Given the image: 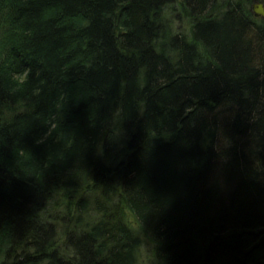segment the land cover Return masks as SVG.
I'll list each match as a JSON object with an SVG mask.
<instances>
[{
  "label": "trees",
  "instance_id": "1",
  "mask_svg": "<svg viewBox=\"0 0 264 264\" xmlns=\"http://www.w3.org/2000/svg\"><path fill=\"white\" fill-rule=\"evenodd\" d=\"M253 3L0 0V264H264Z\"/></svg>",
  "mask_w": 264,
  "mask_h": 264
},
{
  "label": "clouds",
  "instance_id": "2",
  "mask_svg": "<svg viewBox=\"0 0 264 264\" xmlns=\"http://www.w3.org/2000/svg\"><path fill=\"white\" fill-rule=\"evenodd\" d=\"M82 26H87L86 21H78ZM3 55H0V61H3ZM31 69H24L22 72H14L11 74L10 94L23 92L29 83ZM36 90L35 94H38ZM38 145L41 141L36 142ZM12 163L15 170L26 179L40 181L44 178L45 172L50 169L55 163L63 161L64 155H54L49 153L43 160H38L31 149L17 144L12 152Z\"/></svg>",
  "mask_w": 264,
  "mask_h": 264
},
{
  "label": "rangeland",
  "instance_id": "3",
  "mask_svg": "<svg viewBox=\"0 0 264 264\" xmlns=\"http://www.w3.org/2000/svg\"><path fill=\"white\" fill-rule=\"evenodd\" d=\"M132 222L134 223L135 226H137L134 219H132ZM140 263L141 264H155V260L153 258L151 251H150L149 246H146L143 248Z\"/></svg>",
  "mask_w": 264,
  "mask_h": 264
},
{
  "label": "water",
  "instance_id": "4",
  "mask_svg": "<svg viewBox=\"0 0 264 264\" xmlns=\"http://www.w3.org/2000/svg\"><path fill=\"white\" fill-rule=\"evenodd\" d=\"M252 12L254 17L263 18L264 17V0H254L252 6Z\"/></svg>",
  "mask_w": 264,
  "mask_h": 264
},
{
  "label": "bare ground",
  "instance_id": "5",
  "mask_svg": "<svg viewBox=\"0 0 264 264\" xmlns=\"http://www.w3.org/2000/svg\"><path fill=\"white\" fill-rule=\"evenodd\" d=\"M264 18V17H263ZM259 19H262V18H259Z\"/></svg>",
  "mask_w": 264,
  "mask_h": 264
}]
</instances>
